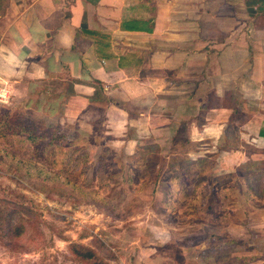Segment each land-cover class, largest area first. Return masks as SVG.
Returning a JSON list of instances; mask_svg holds the SVG:
<instances>
[{
  "label": "crops",
  "instance_id": "crops-1",
  "mask_svg": "<svg viewBox=\"0 0 264 264\" xmlns=\"http://www.w3.org/2000/svg\"><path fill=\"white\" fill-rule=\"evenodd\" d=\"M0 92L63 145L100 149L84 164L117 173L102 192L131 218L116 243L147 242L146 264H174L161 251L177 241L159 219L169 201L188 218L198 203L206 228L248 244L243 264H264L249 255L250 233L264 241V204L237 177L264 166V0H0ZM213 195L225 204L205 209ZM206 245L190 259L178 244L181 264H211Z\"/></svg>",
  "mask_w": 264,
  "mask_h": 264
},
{
  "label": "rangeland",
  "instance_id": "rangeland-1",
  "mask_svg": "<svg viewBox=\"0 0 264 264\" xmlns=\"http://www.w3.org/2000/svg\"><path fill=\"white\" fill-rule=\"evenodd\" d=\"M0 105L9 104L0 101ZM19 109L27 112L23 107ZM35 116L38 117L36 113ZM39 119L41 124L50 126L46 120ZM1 131L0 129V264H146L145 254L140 257L138 252L142 245L139 240L128 245L116 243L117 234L126 236L118 228L123 227L124 221L131 218L128 215L124 217V214L119 218L115 208L107 202L90 199V192L94 191L103 196L105 186L113 182L110 176L116 177L117 174L107 173L104 165L100 168L101 162L94 170L88 169L82 173L86 166L84 161L92 160V164L97 162L100 149L86 152L88 156L85 154L86 157L76 160L72 165L69 158L63 155L58 158L56 167L53 164V169H50L52 167L43 158L51 149L32 148L28 146L31 140H20V137H12L8 133L3 136ZM159 160L161 158L158 156L149 160L147 176L152 174V168L154 164L160 163ZM183 164L186 165V162ZM253 165L256 169L252 168L251 171L242 166L237 177L246 182L247 199L250 200L256 194L261 198L260 204H264V166ZM141 174V171L137 172V175ZM223 178L225 177L220 178L217 185L227 183ZM234 183V187L241 186L237 181ZM215 199L222 200L213 195L203 202L204 208H222L225 202ZM197 204L190 205V209L194 205L189 213L192 215L190 218L180 216L176 211L168 216L159 215L160 222L175 225L174 238L177 240L172 245L174 248L167 246L161 251L170 254L174 264H181L182 255L178 244L190 245L187 249L191 252L189 257L192 259L201 251L198 247L206 242L207 252L213 260L209 263L243 264L245 246L248 247V244L241 243L242 239L234 245V240L226 238L227 234H215L212 231H217L216 228H206L203 223L208 225L211 218L204 214L206 220L201 219V215L195 216ZM233 204L239 214H243V211L247 214L250 212L249 205L241 206L238 201L232 202ZM145 210V207H139V212ZM136 220L138 221L137 218L134 221ZM198 221L202 223H196ZM250 234L251 247L255 246V250L249 253L250 258L260 256L264 259L262 237ZM143 243L142 246H148L147 242Z\"/></svg>",
  "mask_w": 264,
  "mask_h": 264
},
{
  "label": "trees",
  "instance_id": "trees-1",
  "mask_svg": "<svg viewBox=\"0 0 264 264\" xmlns=\"http://www.w3.org/2000/svg\"><path fill=\"white\" fill-rule=\"evenodd\" d=\"M19 108L9 105H0V129L2 130L1 132L3 136L8 133L12 137H20V140H31V143L28 146H31L32 148L34 146L35 149H51V151L48 152V155L43 158V161L45 160L47 165H50L52 167L50 169H53V166L56 167L58 158L63 155L69 158V163H71V165L72 163L76 162V160L80 161L82 157L84 158L82 149L79 150L80 148L73 147L69 148L66 145H63L61 143L62 137L60 133L56 129L50 128L51 126L48 127L41 124L38 117L35 116L34 112H24ZM35 126L36 130L34 131ZM88 168V166H85L82 173L84 174L85 172H87ZM89 191L91 190L89 189ZM90 194L92 195L90 199H93V201L106 202L105 198L102 197L98 193V191L90 192ZM168 204L172 212H179L177 211L180 208L179 206L174 205L172 201H169ZM190 207L191 206H188L189 209ZM193 208L194 205L191 209Z\"/></svg>",
  "mask_w": 264,
  "mask_h": 264
},
{
  "label": "built area",
  "instance_id": "built-area-1",
  "mask_svg": "<svg viewBox=\"0 0 264 264\" xmlns=\"http://www.w3.org/2000/svg\"><path fill=\"white\" fill-rule=\"evenodd\" d=\"M6 100V95L0 92V101L4 102Z\"/></svg>",
  "mask_w": 264,
  "mask_h": 264
}]
</instances>
